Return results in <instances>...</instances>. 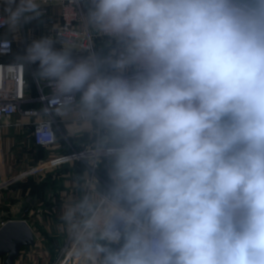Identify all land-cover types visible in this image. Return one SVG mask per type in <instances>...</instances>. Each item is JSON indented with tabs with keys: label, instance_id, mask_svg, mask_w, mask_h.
Returning a JSON list of instances; mask_svg holds the SVG:
<instances>
[{
	"label": "clouds",
	"instance_id": "obj_1",
	"mask_svg": "<svg viewBox=\"0 0 264 264\" xmlns=\"http://www.w3.org/2000/svg\"><path fill=\"white\" fill-rule=\"evenodd\" d=\"M92 5L130 75L48 38L27 58L106 130L109 208L84 221L101 264H264V0ZM35 8L21 0L13 21Z\"/></svg>",
	"mask_w": 264,
	"mask_h": 264
},
{
	"label": "crops",
	"instance_id": "obj_2",
	"mask_svg": "<svg viewBox=\"0 0 264 264\" xmlns=\"http://www.w3.org/2000/svg\"><path fill=\"white\" fill-rule=\"evenodd\" d=\"M5 8L10 28L0 33V40L14 41L15 55L11 60L26 62L31 73L30 60L24 56V50L35 41L51 39L49 20L29 11L13 21L16 3L12 0ZM51 14L56 16L58 12L53 10ZM53 46L63 50L54 43ZM68 51L76 61L87 59L79 50ZM32 66L40 81L49 80L39 75L38 62ZM33 93L36 94L35 88ZM82 114L86 112L79 95L75 113L58 118L56 144L51 148L35 146L28 127L5 128L0 131V224L25 221L35 236V246L22 250L15 264H56L67 243L82 257L80 259L84 264L86 259L90 260V264H101L102 254L96 252V244L103 242L97 241L95 235L84 228V221L95 216L102 222L109 208L106 200L109 184L107 159L104 156L97 159L94 172L91 167L94 161L89 159L51 168L34 176L36 178L33 183L22 178L25 171L52 162L58 157L91 151L95 142L96 124L81 121ZM12 122L27 124L29 120L15 117ZM103 146L101 144L100 147ZM85 201L91 209L87 216L76 211L71 220L65 219L67 209L78 208ZM18 216L23 217L18 219ZM78 217L80 223L74 231V220ZM3 263L4 260H1Z\"/></svg>",
	"mask_w": 264,
	"mask_h": 264
},
{
	"label": "built area",
	"instance_id": "obj_3",
	"mask_svg": "<svg viewBox=\"0 0 264 264\" xmlns=\"http://www.w3.org/2000/svg\"><path fill=\"white\" fill-rule=\"evenodd\" d=\"M12 0H0V33L10 28V21L5 5ZM17 7L21 0H13ZM36 5V16L47 17L51 29L50 36L57 48L63 50H79L89 59L97 57L103 63L101 71L106 74L130 75L134 68L121 69L117 67L122 59L123 46L117 39L100 33L90 22L89 12L92 0H31ZM56 10L58 15H52ZM27 49L24 56L27 57ZM15 55V43L12 40H0V131L5 128L28 127L33 143L37 147L51 148L56 144V130L59 128L58 118L75 113L78 105V93L61 92L54 81H40L26 62L12 61ZM30 75V76H29ZM36 94L34 95L33 89ZM15 117L29 120L27 124L12 122ZM81 121L94 122L95 142L91 151L74 152L61 156L54 161L41 164L25 171L23 179L34 177L47 170L71 162H86L93 159L91 167L96 169V160L103 157L106 130L100 127L94 119L82 114ZM80 223V217L74 220V231ZM0 229L5 224H0ZM77 252L67 243L56 264H84Z\"/></svg>",
	"mask_w": 264,
	"mask_h": 264
},
{
	"label": "water",
	"instance_id": "obj_4",
	"mask_svg": "<svg viewBox=\"0 0 264 264\" xmlns=\"http://www.w3.org/2000/svg\"><path fill=\"white\" fill-rule=\"evenodd\" d=\"M34 246V233L25 221H11L0 229V260L5 258L4 264H15L22 250ZM85 264L90 260L86 259Z\"/></svg>",
	"mask_w": 264,
	"mask_h": 264
},
{
	"label": "rangeland",
	"instance_id": "obj_5",
	"mask_svg": "<svg viewBox=\"0 0 264 264\" xmlns=\"http://www.w3.org/2000/svg\"><path fill=\"white\" fill-rule=\"evenodd\" d=\"M43 19V18H42ZM74 55H77V54H74ZM37 176V175H36ZM36 177H30V178H27V182L28 183H33L34 180H35ZM41 178V177H40ZM42 180V179H41ZM23 216H18V219L22 218ZM1 260H4L5 261V258L1 259ZM1 260H0V264H1ZM4 264V263H3Z\"/></svg>",
	"mask_w": 264,
	"mask_h": 264
}]
</instances>
